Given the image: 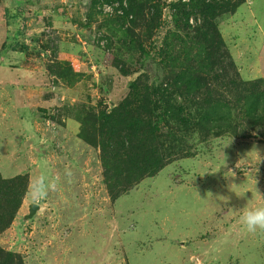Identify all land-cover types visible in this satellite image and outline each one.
I'll list each match as a JSON object with an SVG mask.
<instances>
[{
  "label": "rangeland",
  "instance_id": "rangeland-1",
  "mask_svg": "<svg viewBox=\"0 0 264 264\" xmlns=\"http://www.w3.org/2000/svg\"><path fill=\"white\" fill-rule=\"evenodd\" d=\"M139 1L144 15L134 24L107 15L103 0H0V175L29 177L0 246L25 264H264V234L240 223L245 207L264 205V121L246 129L237 120L238 134L186 132L160 171L115 200L100 149L79 137L83 107L111 110L135 80L158 84L173 67L198 66L200 50L172 36L183 8L194 36L201 7ZM207 1L228 6L215 22L230 57L222 79L203 76L234 99L233 81L264 80V0ZM69 65L73 81L58 74ZM195 97L179 96L193 110ZM230 187L246 192L238 197ZM31 203L40 209L27 219Z\"/></svg>",
  "mask_w": 264,
  "mask_h": 264
},
{
  "label": "trees",
  "instance_id": "trees-1",
  "mask_svg": "<svg viewBox=\"0 0 264 264\" xmlns=\"http://www.w3.org/2000/svg\"><path fill=\"white\" fill-rule=\"evenodd\" d=\"M114 1L121 4L123 2L104 0L111 4ZM128 1V5L123 7V14L107 15L135 24L144 15V3L139 0ZM192 1L201 7L199 9L203 13V21L196 27L194 36H190L186 31L192 24L190 12L184 8L178 10V14L182 12L181 17L176 16V31L173 38L168 37L165 41V48H170L172 38L179 41L181 39L187 46L199 49L196 57L197 68L192 69L194 65L184 64L180 68L173 67L170 69V77L167 80L164 78L158 84L135 80L127 95L111 110L102 109L97 112L94 108L81 109L78 120L82 128L79 137L100 149L105 181L114 200L136 182L160 171L171 155L178 153L186 143V132L191 131L205 137L229 132L238 134L239 124H233L235 121L241 119L242 123H246V129L258 127L264 121L263 79L233 81L231 89L234 90V99L222 96L223 85L211 86L206 82L203 73H213L215 77L222 79L228 72L223 62L229 54L221 50L224 41L215 22L218 12L221 11L219 9L224 11L228 6L216 5L207 0ZM238 5L236 2L231 8L234 10ZM181 29L187 35H182L179 32ZM141 50L145 51L143 47ZM161 52H166L168 60L176 61V57L172 52L169 54V50L162 49ZM190 52L192 53L191 49L186 56ZM163 58L166 59L165 55ZM231 64L234 65L232 60ZM58 74L63 79L72 81L77 75L70 65L60 66ZM184 93L191 97L197 95L194 110L188 109L186 102L179 98ZM235 111L238 112L236 120L233 115ZM162 123L167 126L177 125L184 136L171 128L165 133ZM28 183L27 175L9 179L0 175V234L14 221ZM0 264H25V261L21 254L0 246Z\"/></svg>",
  "mask_w": 264,
  "mask_h": 264
},
{
  "label": "clouds",
  "instance_id": "clouds-1",
  "mask_svg": "<svg viewBox=\"0 0 264 264\" xmlns=\"http://www.w3.org/2000/svg\"><path fill=\"white\" fill-rule=\"evenodd\" d=\"M228 144H225L224 147ZM219 170L220 169H216L212 172ZM231 190L234 191L238 197H243L246 192V190L237 192L232 188ZM240 223L250 233L264 234V205L245 207L240 215Z\"/></svg>",
  "mask_w": 264,
  "mask_h": 264
},
{
  "label": "built area",
  "instance_id": "built-area-1",
  "mask_svg": "<svg viewBox=\"0 0 264 264\" xmlns=\"http://www.w3.org/2000/svg\"><path fill=\"white\" fill-rule=\"evenodd\" d=\"M128 3H129L128 0H123L122 4L118 1H114L112 4L104 2V4H103L104 11L109 13V14H114V13L123 14L124 13L123 7L127 6Z\"/></svg>",
  "mask_w": 264,
  "mask_h": 264
},
{
  "label": "water",
  "instance_id": "water-1",
  "mask_svg": "<svg viewBox=\"0 0 264 264\" xmlns=\"http://www.w3.org/2000/svg\"><path fill=\"white\" fill-rule=\"evenodd\" d=\"M40 209V205L36 204V203H31L30 207H29V214H27L25 216V218L27 219H31L36 213L37 211Z\"/></svg>",
  "mask_w": 264,
  "mask_h": 264
},
{
  "label": "crops",
  "instance_id": "crops-1",
  "mask_svg": "<svg viewBox=\"0 0 264 264\" xmlns=\"http://www.w3.org/2000/svg\"><path fill=\"white\" fill-rule=\"evenodd\" d=\"M9 51H10V50H9ZM9 51H8V52H9Z\"/></svg>",
  "mask_w": 264,
  "mask_h": 264
}]
</instances>
